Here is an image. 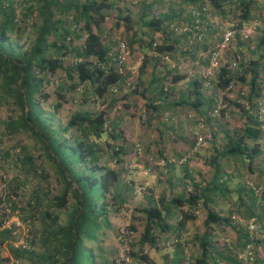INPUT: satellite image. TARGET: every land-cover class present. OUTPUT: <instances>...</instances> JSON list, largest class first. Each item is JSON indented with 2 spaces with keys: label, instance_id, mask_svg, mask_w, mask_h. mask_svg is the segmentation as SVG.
<instances>
[{
  "label": "trees",
  "instance_id": "obj_1",
  "mask_svg": "<svg viewBox=\"0 0 264 264\" xmlns=\"http://www.w3.org/2000/svg\"><path fill=\"white\" fill-rule=\"evenodd\" d=\"M118 1L27 0L21 12V23L25 27L21 28L14 2L0 0V108L6 106L8 110L6 119L0 124L4 135L24 134L32 142L31 146L14 149L20 176L14 179L13 185L20 189L22 183L19 181L26 183L30 180L34 185L26 207H17L9 197L6 200V209L11 213L17 211L22 223L30 225L27 246L23 247L16 245L13 230L5 228V221L0 220V246H7L8 261L18 264H97L96 256L86 249L85 241L98 244V233L112 228L111 214L117 216L126 206L127 200L120 196L125 155L120 129L122 121L110 115L117 99L108 100V95L111 88L120 92L123 87H133L134 83L126 84L131 77L130 70L120 74L114 65L109 64L111 46L100 34V27L108 17L106 12L114 10ZM160 3L162 0H151L140 7L139 24L162 36L161 44L150 39L143 45L145 56L155 62L145 88L147 93L158 96L150 106L153 112L157 113L158 106L164 105L184 111L187 117L193 114L197 119L187 124L196 125L200 130L208 129L204 135L210 137L206 139L210 142L224 126L219 123L227 104L221 97L225 98L235 84L248 89V93L242 96L248 107L240 105L237 109L236 115L243 119L244 125L224 131V144L213 149L208 163L212 176L208 181H197L185 166L183 178L171 182L168 193L156 197L145 195L142 206L136 209L141 215L143 232L138 240V249L133 251L135 245L131 244L129 255L140 264H159L148 256L144 247L159 250V247L168 249L172 245V258L165 264H184L185 260L187 264H246L238 255L251 245L256 256L255 264H264V256L258 248L264 242V182H242L229 187L230 181L237 179H233L223 168L231 160L240 158L252 171L253 160L264 154L258 143L263 134L259 106L254 102L262 91L258 60L264 58V32L255 40L252 57L247 60L241 55L245 51L244 45L253 39L252 35L244 39L242 31L249 28L250 23L255 30L256 22L264 24V0H181L180 4H174V8L175 5L188 8L187 11L184 9L187 16L182 19L184 23L177 21L182 18V9L176 14L171 5L169 11L160 13L155 8ZM68 13H73L71 21L67 19ZM216 15L221 17L222 22L227 15L232 18L230 29L235 31L232 44L238 46L237 58L240 60L236 58L235 67H229L230 60L221 64L210 87L205 86V80L197 71L202 79L189 80L186 87L178 91V100L167 101L170 92L177 84L186 81L187 76L181 75L176 68L171 69L173 63L163 61L162 57L168 56L173 60L181 57L189 61L202 55L199 49L203 48L208 53L203 57L209 66V52L224 29L214 20L213 25L209 24ZM30 17L36 21L28 24ZM130 17L131 12L128 11L124 17L119 15L117 22H124L126 29L130 30ZM28 27L32 29L29 41L19 45L20 37ZM181 27L183 31H180ZM210 27L220 33L216 42L208 47L204 42ZM81 39L80 47L71 48L76 57L74 64L66 67L63 57L68 54V47ZM136 42L143 43L133 32L130 46ZM232 44L227 53L232 50ZM152 51L157 57L151 55ZM147 60L142 62L139 74L145 73ZM158 68H161L164 78L161 71L157 72ZM58 70L64 71L65 81L54 87L58 102L51 106L53 113L63 107L70 92L81 89L83 102L93 99L99 104L96 112L80 109L71 114L64 125L54 123V115L45 112L43 104L51 96L45 92V87L54 85L52 78ZM138 83L142 87L145 85L143 80ZM131 95L126 94L125 98ZM216 110L218 113L215 114ZM35 150L45 157L60 188V193L51 199L48 190L41 185L47 177L44 167L36 165L32 153ZM10 151L6 150L1 155L3 161L11 157ZM169 164L173 165L172 162ZM177 185L181 188L176 194ZM10 187L13 188L11 184ZM217 197L223 201L219 202ZM199 209L205 212L202 229L191 238L199 254L194 257L190 253L186 258V244L179 240L185 221L179 217L180 214L194 216ZM251 219L256 224L254 233H250L247 226ZM226 229L232 230L234 235L228 236ZM130 231L133 233L136 228L132 226ZM170 234H174L175 238L170 239ZM117 238L120 240L119 234ZM97 249L102 251L99 246ZM98 257L102 264L115 263L114 260L109 262L107 257Z\"/></svg>",
  "mask_w": 264,
  "mask_h": 264
},
{
  "label": "rangeland",
  "instance_id": "obj_2",
  "mask_svg": "<svg viewBox=\"0 0 264 264\" xmlns=\"http://www.w3.org/2000/svg\"><path fill=\"white\" fill-rule=\"evenodd\" d=\"M14 2L17 8V19L18 25L21 28H24L25 25L21 23V12L25 9L24 4L27 0H9ZM62 1V0H61ZM151 0H119L117 7L114 10H109L106 12L107 20L101 25L100 31L102 39L110 44L111 50H114V40L116 38L124 39L127 42L129 49V56L127 60V67L131 71V77L126 80V84H133V87H123V89L118 92H109L108 100L117 99L116 107L110 113L113 118L119 117L122 123L120 124V129L123 134V146L125 150L124 155V164H123V180L120 184V196L126 199V206L120 214L114 216L111 214L110 223L111 229H102L97 236L98 244L93 242L85 241V246L87 250H91L96 256L95 262L97 264H102L101 259L98 255L107 257V260L112 263L114 260L115 263L119 264H140L136 258H132L130 254V245L133 244L135 247L133 251L136 252L138 249L137 244L138 240L143 232V224L141 222V215L137 208L142 206L143 199L145 195H154L161 196L169 192L170 183L176 182L179 179L183 178L184 171L187 169L192 172L193 177L197 181L206 182L212 176V171L210 169L211 156L213 149L220 148L224 144V131L232 130L234 128H240L244 125L243 119L237 117V109L240 105H245L248 107V103L245 99H242V96L245 93H248L246 87H241L240 84H235V87L225 98H222L224 104H227L225 115L223 116L222 121L219 123L220 126L224 125L221 132H218L213 139V141L206 142L203 146L198 147L196 153L188 164L178 165V160L184 154L188 153L195 147L196 143V134L200 133L202 130L203 134H207L206 128L201 130L194 126L193 124L188 125L187 122L197 119L193 114L190 117L180 109L170 108L171 106H158V112L154 113L153 109L150 107L151 103L154 102V99L157 94L147 93L145 91L147 82L150 79V71L153 68L154 61L153 59L145 56L143 53V45L149 42L150 39H153L157 44L162 43V36L159 32H155L147 27L142 26L140 23L141 18V5L143 3H149ZM181 0L176 1H162V4L155 6V8L160 12H167L171 8L174 10V13L178 14V11L182 8L174 4L178 3ZM187 11L188 8H184ZM182 9L181 19L177 20L180 23H184L182 19L186 16V12ZM131 12L130 22L131 29L127 30L124 22H117L118 16L124 17L127 12ZM184 12V13H183ZM254 14V13H253ZM71 16L73 13H68V20L71 21ZM238 20L237 16L235 17ZM233 18V21H236ZM215 21L216 24H222L221 17L214 16L212 17L209 24L213 25L212 21ZM36 21L34 18L30 17L27 21L28 24L34 23ZM259 22V21H258ZM261 22V21H260ZM255 23L257 26L256 30L252 27L253 23H250L249 26L253 30L251 42L247 45H244L241 55L245 56L248 60L252 57L253 49H255V40L261 36L264 32V24ZM72 26V23H70ZM30 26V25H27ZM183 28V27H181ZM95 31H98L95 29ZM133 32L137 33L143 43H134L130 46V38H132ZM32 33V29L28 27L24 30V34L20 37L19 45H22L29 41V36ZM209 34L208 38L204 44L208 47L212 46L213 43L219 38V31L210 27L207 30ZM33 37V36H32ZM15 38V36H13ZM215 41V42H214ZM83 39L75 40L71 47L69 46V52L63 57V62L66 67L74 64L75 56L73 49L81 46ZM212 44V45H211ZM232 50L227 53L226 56L221 60L220 64H224L227 60L236 59L238 54V46L234 43L232 44ZM114 52V51H112ZM198 58L190 59L189 61L181 57H177L176 60L171 59L173 64L181 66V70L178 71L181 75L187 76V80L177 84L170 95L166 98L167 101L178 100L179 90H183L186 87V84L189 80L200 79V75L197 71H202L208 67V63L203 55L208 54L203 48L199 49ZM152 55V54H151ZM150 55V56H151ZM202 56V57H201ZM147 60L148 67L146 68L145 73L139 74V68L142 65L144 60ZM151 59V60H149ZM165 64V63H164ZM171 66V65H170ZM172 68V67H171ZM161 68L157 69V72H160ZM162 72V71H161ZM141 78L138 80V78ZM161 77L164 78L165 75L162 72ZM202 79V78H201ZM54 85L45 87V92L51 94L47 103L43 104V110L49 114L54 115V123L58 125H64L71 114L74 112L83 109L88 111L96 112L99 109V104L96 103L93 99H88V101H82V93L80 91L70 92L66 96V102L63 104V107L59 109L56 113H53L51 108L52 105L57 104L58 99L54 94V87L56 84L65 81V74L63 70H58L55 76L52 78ZM143 80L145 85L142 87L138 82ZM138 81V82H137ZM165 81V80H164ZM163 81V82H164ZM67 82V81H66ZM166 88L169 87L168 84L165 85ZM168 86V87H167ZM80 88V87H79ZM79 90V89H78ZM136 91V93H134ZM132 94L125 98L126 94ZM259 106V122L262 128H264V86L262 87L261 95L254 101ZM8 110L6 106L0 108V121L6 119ZM206 127V126H205ZM2 125L0 124V220L6 221V200H12L16 203L17 207L24 208L27 206V201L29 199V193L33 188V183L30 180L29 182H21L20 189L15 188L13 181L16 177L20 176L18 167L15 161V148L20 146H31L32 142L24 134H19L15 136L4 135L2 130ZM18 144V145H17ZM141 146V152H137V147ZM11 157L9 159H2L1 155L6 151L10 150ZM36 165L43 166L46 174V181L41 183L43 187L48 190V197L51 199L54 196H57L60 191L59 187L55 181V175L52 168L49 166L48 162L40 154L39 150L32 152ZM264 155L257 157L252 162V171L248 169L247 163L243 162L240 158H237L235 161L231 160L223 168L228 171V174L237 179L235 181L231 180L229 187L237 186L242 182L251 184L255 181L257 183L264 182ZM173 163V165L169 163ZM154 167V169H152ZM263 175V176H261ZM23 177V175L21 174ZM178 182V181H177ZM18 183V182H17ZM18 183V184H19ZM13 186V188L10 187ZM9 186V187H8ZM180 186H175V193L180 192ZM13 190L16 191L13 193ZM12 192V193H11ZM173 193V195H175ZM15 194V195H13ZM228 198L227 195H225ZM9 197V199H8ZM218 201L222 202L223 199L219 197ZM225 198V199H226ZM232 198V197H231ZM231 201V200H230ZM230 201L228 203H230ZM71 203V199L69 204ZM64 217V216H63ZM180 219L183 218L185 221V226L180 233V242L185 243V250L187 252L186 258L191 255L198 256L199 251L197 247L191 242V238L194 236L196 231L201 232L202 224L205 218V212L202 209H199L194 216L186 217L185 214H180ZM62 221L65 219L62 218ZM7 224V223H5ZM23 228L24 233H26V228H29V223ZM5 227V225H3ZM135 227L136 231L130 233V227ZM2 228V226H1ZM118 232V233H116ZM228 232V233H227ZM226 233L230 237L233 236V232L230 229H226ZM117 234L120 235V240L117 238ZM172 235V236H171ZM124 236V237H121ZM123 238V239H122ZM170 239L175 238L174 234H170ZM175 240V239H174ZM172 240L171 242H174ZM176 243L174 242V245ZM97 246L102 250H98ZM174 247L170 245L168 249H162L159 247V250L150 249L148 246L144 247V250L148 256L159 264L168 263V260L172 258V250ZM8 248L6 245L0 246V264H13L11 260H6L8 258ZM163 258V259H162ZM191 262V258L188 259ZM187 261H184V264ZM114 263V264H115ZM142 264V263H141Z\"/></svg>",
  "mask_w": 264,
  "mask_h": 264
},
{
  "label": "built area",
  "instance_id": "obj_3",
  "mask_svg": "<svg viewBox=\"0 0 264 264\" xmlns=\"http://www.w3.org/2000/svg\"><path fill=\"white\" fill-rule=\"evenodd\" d=\"M164 2L167 1H176V0H162ZM232 21V18L227 15L226 18L223 20L222 25L224 26L223 33L220 36V39L215 43V46L211 49V53L209 52V66L202 71H200V75L205 80V86L210 87L212 84V81L215 79V76L217 74L218 68L221 66L220 62L226 56L229 47L232 44V41L234 40L235 31L230 29V23ZM184 28H182L180 31H183ZM253 33L252 28H246L242 31V37L244 39H247L250 37ZM115 49L112 50L114 52L109 53V59L110 63L115 66V68L118 70L120 74H123L125 71H128L129 68L127 65V60L129 56V49L126 40L116 38L114 40ZM152 56L157 57V54L155 51L151 52ZM162 57V56H161ZM240 60V58H237ZM162 60L170 63L171 59L168 56L162 57ZM236 59H232L231 61H228L230 63L229 67H235L236 65ZM80 61V60H79ZM176 68L177 71H180L182 68L180 65L172 64V68ZM111 92H116L114 88H111ZM215 114L218 113L217 110L214 111ZM209 136H205L203 133L196 134V143L195 147L190 150L188 153L181 156V158L178 160V165H183L187 161H189L192 156L196 153L198 147L203 146L206 143V139H209ZM137 152H141V146L137 147ZM7 223V224H5ZM4 225L5 228L13 230L12 235L16 237L17 242L16 245H22L23 247L27 246V237H28V231L30 228H26V233H24L23 228L26 225L25 223H22L18 212L11 213L9 209H6V221ZM248 230L250 233H254L256 230V224L253 219L249 220L247 222ZM241 259H243L246 264H255L256 262V256L253 253V249L251 245H248L245 250L238 255ZM13 264H18L17 262H13ZM186 262L185 264H187ZM219 264H224L220 262Z\"/></svg>",
  "mask_w": 264,
  "mask_h": 264
},
{
  "label": "crops",
  "instance_id": "obj_4",
  "mask_svg": "<svg viewBox=\"0 0 264 264\" xmlns=\"http://www.w3.org/2000/svg\"><path fill=\"white\" fill-rule=\"evenodd\" d=\"M259 66H260V76H261V78H262V83H261V87H263L264 86V58H262V57H260L259 58ZM151 72V71H150ZM262 125V124H261ZM261 129H262V132H263V134H262V138L258 141V143H259V145L261 146V150H262V153L264 152V149H262V147H264V146H262V144L264 143V128H262L261 127ZM264 155V154H263ZM262 156V155H261ZM260 157V156H259ZM234 187V186H233ZM253 206V205H252ZM251 206V207H252ZM230 231H232V230H230ZM233 235H234V233H233ZM262 245H264V242L262 243V244H259V250H261V252H262V255L264 256V246H262Z\"/></svg>",
  "mask_w": 264,
  "mask_h": 264
},
{
  "label": "water",
  "instance_id": "obj_5",
  "mask_svg": "<svg viewBox=\"0 0 264 264\" xmlns=\"http://www.w3.org/2000/svg\"><path fill=\"white\" fill-rule=\"evenodd\" d=\"M26 111H27V108H26ZM77 219V218H76Z\"/></svg>",
  "mask_w": 264,
  "mask_h": 264
}]
</instances>
